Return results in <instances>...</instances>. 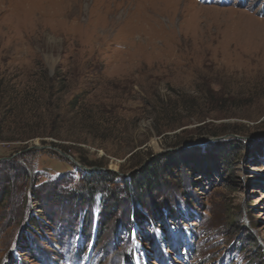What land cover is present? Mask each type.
<instances>
[{"label":"rangeland","instance_id":"obj_1","mask_svg":"<svg viewBox=\"0 0 264 264\" xmlns=\"http://www.w3.org/2000/svg\"><path fill=\"white\" fill-rule=\"evenodd\" d=\"M0 85V264H264V0H0Z\"/></svg>","mask_w":264,"mask_h":264},{"label":"trees","instance_id":"obj_2","mask_svg":"<svg viewBox=\"0 0 264 264\" xmlns=\"http://www.w3.org/2000/svg\"><path fill=\"white\" fill-rule=\"evenodd\" d=\"M1 86V85H0ZM50 91L51 89H50V87H48V89H47V91ZM52 95V92L50 91V93H49V96H51ZM18 101H22V99L21 100H18V98H15V97H13V96H6V90L5 89H1L0 88V110L1 109H6V108H10V107H14L15 108V105H16V107H18V104H19V102ZM20 105V104H19ZM95 107L96 106H93V107H90V109H88L89 110V115L91 116V118L92 119H97V120H102L103 119V117H102V114L98 111H96L95 110ZM50 131H49V134H52V135H54V136H57V133H52L51 131H52V129H49ZM42 133V132H41ZM37 134H39V132H26L23 136L25 137V138H30L31 136L33 137L34 135H37ZM67 151V150H66ZM166 211H167V209H166ZM174 214V215H173ZM164 218H165V216H167V215H170V216H175V212L174 211H170V212H167V214H165V212H164ZM162 215H158V218L159 217H161ZM163 217V216H162Z\"/></svg>","mask_w":264,"mask_h":264},{"label":"water","instance_id":"obj_3","mask_svg":"<svg viewBox=\"0 0 264 264\" xmlns=\"http://www.w3.org/2000/svg\"><path fill=\"white\" fill-rule=\"evenodd\" d=\"M64 156H67V157H70V155H67V154H63Z\"/></svg>","mask_w":264,"mask_h":264}]
</instances>
